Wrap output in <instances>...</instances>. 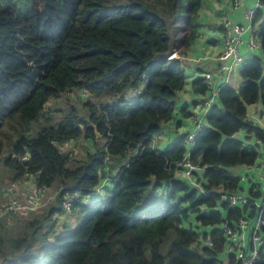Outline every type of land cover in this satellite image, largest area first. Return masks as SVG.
<instances>
[{
    "label": "trees",
    "instance_id": "1",
    "mask_svg": "<svg viewBox=\"0 0 264 264\" xmlns=\"http://www.w3.org/2000/svg\"><path fill=\"white\" fill-rule=\"evenodd\" d=\"M200 3L0 0V130L4 124L11 129L0 133V162L12 169L9 183L38 172L37 186L57 191L41 213H11L9 224L0 222L1 264H220L221 211L212 208L218 189H238L239 178L227 168L251 166L257 158L256 147L243 145L234 134L243 129L264 144V131L246 118L247 105H264V68L252 55L240 66L236 89L219 87L189 153L190 161L204 168L199 194L175 176L185 136L165 150L154 146L152 137L171 119L184 84L181 62L167 59L171 31L186 27L189 44ZM259 3L264 6V0ZM256 23L264 53L259 8L251 18V25ZM141 83V92L127 95ZM82 90L90 95L81 103L85 113L68 103L50 123V107L44 106ZM193 90L206 92L202 79L193 81ZM40 120L44 125L33 135L31 124ZM76 140L91 144L78 159L72 150L53 145ZM103 181V196L74 200L70 214L76 225L57 231L54 216L64 213L63 196L89 195ZM222 206L232 220L246 208ZM190 213L209 228L200 233L184 227ZM19 221L21 233L11 237ZM207 237L210 245L203 243ZM227 262L241 264L232 255ZM253 264H264V246Z\"/></svg>",
    "mask_w": 264,
    "mask_h": 264
},
{
    "label": "built area",
    "instance_id": "2",
    "mask_svg": "<svg viewBox=\"0 0 264 264\" xmlns=\"http://www.w3.org/2000/svg\"><path fill=\"white\" fill-rule=\"evenodd\" d=\"M240 0H232V8L239 7ZM255 9H250L246 12V17L251 19ZM223 36H222V51L216 58L218 61L217 77L218 84H210L208 74L204 75V84L208 89L206 96L196 105L193 111V129L190 130L184 139L185 151L179 161L175 163V176L182 180L188 187L196 190L199 194H203L202 174L204 168L194 165L189 159V153L193 146V140L197 132L204 126L205 118L210 108L216 101L219 87L231 84V77L236 68L246 60L242 51V47L252 53L261 52L259 41L255 31L249 30L241 23H234L230 20L223 21ZM248 33L245 39L243 35ZM177 59L175 52L167 54V59ZM83 100L89 98V94L82 90L76 92ZM74 93H69V97L75 96ZM123 99H128L124 97ZM49 108V105L44 106V110ZM264 131V130H263ZM73 141H65L58 145L53 142L59 151H64L72 148ZM202 170L203 172H200ZM38 172L27 174L18 182H11L2 188L5 200L0 204V222L10 223L9 216L11 213L21 211L35 212L42 205V196L45 192H52L53 196L57 194L54 189L39 187ZM105 187L104 181L95 187L89 195H82L80 192L65 194L62 199V207L64 214L70 213L71 203L76 199H82L86 202L92 195H98L101 189ZM218 198L215 206L212 208L215 211H221V222L218 227L224 237L223 252L226 255L224 261L220 264H228L227 257L232 255L235 261L241 264H253L258 257V251L264 246V238L262 237L264 230V191L259 196H253L236 189L234 191H226L218 189ZM226 204L229 208L245 209L237 220L228 219L225 210L222 208ZM253 211V212H252ZM205 245H210L209 238L203 241ZM250 243V245H249ZM1 264V263H0Z\"/></svg>",
    "mask_w": 264,
    "mask_h": 264
},
{
    "label": "crops",
    "instance_id": "3",
    "mask_svg": "<svg viewBox=\"0 0 264 264\" xmlns=\"http://www.w3.org/2000/svg\"><path fill=\"white\" fill-rule=\"evenodd\" d=\"M257 8L261 9L264 18V6L259 3V0H240L239 7L237 9L232 8V0H201L196 19L197 28L195 30V37L193 40L189 44L185 42L188 37L189 30L184 33L185 31L183 30V26L181 24L177 25L171 31L170 49L168 53L175 52L179 57V61L181 62V66L184 71V84L181 90L177 92L174 112L171 119L162 123L160 133L152 137L153 145L159 150L169 148L179 136H185L193 129V111L196 105L206 96L208 92V89L204 94L194 92L193 81L200 78L204 83V75L208 74L210 84H218L219 80L216 71L219 63L216 58L222 51L223 21L228 19L234 23H241L249 30L255 31L257 23L252 26L251 19L246 17V12L250 9ZM247 35L248 33H245L243 35V39H245ZM242 51L245 59H248L252 55L258 56L262 60L264 68L263 52L252 53L251 51L246 50L244 45L242 47ZM239 69L240 66L234 70L231 77L230 86L235 89L241 81L239 77ZM144 86V83L139 84L136 91H128L127 95L132 96L136 92H141L144 89ZM183 110L188 113L189 116H183ZM246 118L253 125L264 130V105L260 102L247 105ZM234 137L240 140L243 145L255 146L257 149V158L251 166L236 165L227 168V171L231 175L239 178V190L247 193L258 191L262 194L264 191V144L261 143L253 134H248L243 129L235 133ZM77 141L78 140L73 141L74 144L77 143ZM84 144L87 148H91L90 143ZM67 150L72 149L68 148ZM114 174L115 172L113 171L111 175ZM109 178H106L107 184L111 182ZM103 194L104 193H101L99 195L103 196ZM1 199L3 201L5 200V197ZM55 199L56 197L53 196L52 192H45L42 196L43 205L35 212L41 213L44 208L53 203ZM20 213L21 215L27 214L26 211H21ZM70 215L71 216L69 217L67 214L63 213L54 216L57 220L56 224L59 222L63 225L61 231L65 227L75 226L73 224L70 225L71 221L68 218H71L72 214ZM193 215L194 216H188L186 221H184L183 226L192 227L200 233L205 232V230L209 227L201 226L196 220L197 215ZM262 237L264 238V232ZM225 258L226 255L222 251L220 261H224Z\"/></svg>",
    "mask_w": 264,
    "mask_h": 264
},
{
    "label": "rangeland",
    "instance_id": "4",
    "mask_svg": "<svg viewBox=\"0 0 264 264\" xmlns=\"http://www.w3.org/2000/svg\"><path fill=\"white\" fill-rule=\"evenodd\" d=\"M183 30L185 31L184 33H186V31H187L186 27L183 26ZM177 60H179V57L177 58ZM83 100H86V99L83 98ZM83 100H81L80 96H78L77 94H75V96L70 97V98H62L61 97V99L56 102L57 104H54L53 106L52 105L49 106L50 109L48 111L51 112L50 123L55 124L57 122V120L59 119V117L61 115V113H59V112H61V110L66 111L67 108H68V105H67L68 103L69 104H73L76 108H78L79 111L82 112V114L85 113L83 108H82V105H81ZM106 100H107V98H103L101 100H98L97 102H100V101H104L105 102ZM92 101L96 102V100H92ZM43 123H44V121L40 120V122L38 124H34V123L31 124V129H32L33 135L35 134L36 130L40 126L44 125ZM8 128H9V125L8 124H4L3 127L0 130L2 132H0V133H4L3 131L10 132L11 129H8ZM0 137H3V135L0 134ZM84 143L85 142H83L82 140H78L77 143L73 144L71 149H72V152H74L73 155L75 156L76 159H78L80 157V155H82L84 153V151H85L84 149H86V146H85ZM4 152L6 153V151H4ZM70 164L74 165V163H70ZM11 176H12V169L3 166L2 163L0 162V204H2L4 202V200L2 201V199H1V198L4 197V194L2 192V188L9 183V178ZM92 199L93 198H90V200H92ZM88 200L89 199H87L86 202H88ZM193 214H195V213H190L189 215L190 216H194ZM67 215L69 217L71 216L70 213H67ZM195 216H196V214H195ZM68 219H70V221H71L70 225H72V224L76 225L77 218L74 217V215H72V217L68 218ZM16 220H17V216L15 217L14 222ZM12 223H13V219H12ZM23 227H24V225L22 223H20V221H19L17 224L14 225V228H13L12 231L9 232V235L11 237H15V236L19 235L21 233V229ZM62 227H63V225L60 224L59 222H57V224H56L57 231H61Z\"/></svg>",
    "mask_w": 264,
    "mask_h": 264
},
{
    "label": "water",
    "instance_id": "5",
    "mask_svg": "<svg viewBox=\"0 0 264 264\" xmlns=\"http://www.w3.org/2000/svg\"><path fill=\"white\" fill-rule=\"evenodd\" d=\"M168 54H170V53H168ZM31 66H32V64H30ZM93 129H94V133H95V136H96V138H99L100 137V135L98 134V132H97V130H96V127L95 126H93ZM27 155H28V153H26ZM136 155V152H134L133 153V156H135ZM200 172H203L202 170H199ZM205 210V209H204Z\"/></svg>",
    "mask_w": 264,
    "mask_h": 264
}]
</instances>
